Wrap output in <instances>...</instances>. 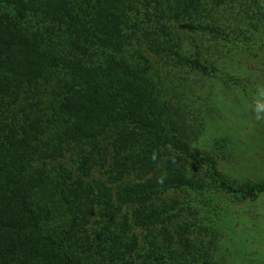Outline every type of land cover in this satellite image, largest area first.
Returning <instances> with one entry per match:
<instances>
[{"label":"trees","instance_id":"1","mask_svg":"<svg viewBox=\"0 0 264 264\" xmlns=\"http://www.w3.org/2000/svg\"><path fill=\"white\" fill-rule=\"evenodd\" d=\"M56 2L0 0V38L4 40L0 69L5 67L2 74L10 79L0 89V121L11 124L6 120L17 117L10 134L0 132V264H83V258L90 255L88 239L81 241L77 236L93 215L88 208L93 190L85 193L88 201H80L78 188L71 189L56 178V169L40 171L35 174L37 186L46 188L34 192L37 197L32 199L27 192L34 189L26 192L19 177L35 173V167L46 165L51 155L70 147L83 150L79 169L86 174L90 167H110L114 184L134 176L131 188L117 191V204L112 194L102 197L103 232L95 245L100 264H224L226 254L221 250L239 249L237 242L257 223L253 207L264 197V179L231 181L220 170L218 156L196 151L183 139L186 125L190 129L196 122L194 101L186 100L184 121L173 112L170 101L175 97L167 99V109L160 105L157 98L166 97L169 87L161 70L148 65L131 68L112 57L99 66L89 63L87 54L91 38L94 46L104 50H125L128 39L134 38L135 32L141 34L137 23L142 26L143 20L155 19L151 12L164 5L166 16L155 19L161 29L175 30V25L183 28L190 23L196 32L220 39L235 52L251 50L258 37L263 39L264 0H93L94 4L58 0V7ZM135 2L143 9V18L132 24L135 32L125 27L123 34L120 15L139 12ZM78 6L83 8L80 12ZM63 17L68 18L66 26L76 39L68 46L53 41L59 36L57 28L40 30L46 21L59 23ZM176 58L179 65L184 62L206 78H220L228 89H234L233 79L222 80L226 71L209 69L191 58ZM7 61L18 69L9 68ZM146 75L152 80L145 84ZM170 88L171 95L185 94L180 87ZM188 92L194 95L192 88ZM219 101L215 96L214 102ZM21 102L30 107L21 115H12ZM99 139L108 144L110 155L104 151L97 154ZM224 150L217 148L219 154ZM42 179L45 185L39 182ZM199 182L204 187L195 214L190 203H175L168 211L154 207L169 191L187 188L188 192ZM68 190H73L72 197ZM218 195L237 197L244 225L228 218L224 207L218 220L230 233L220 238L200 236L201 226L211 223L209 219L215 221L209 205L214 197L221 202ZM136 202L143 204L135 208ZM123 207L133 208L127 215L132 228L127 221L116 226L113 218ZM180 216L183 221H174ZM233 231L241 233L234 235ZM215 242L219 253L213 259L210 250ZM240 253L248 254L245 249Z\"/></svg>","mask_w":264,"mask_h":264},{"label":"rangeland","instance_id":"2","mask_svg":"<svg viewBox=\"0 0 264 264\" xmlns=\"http://www.w3.org/2000/svg\"><path fill=\"white\" fill-rule=\"evenodd\" d=\"M87 1L94 4L93 0ZM128 6L125 3V7ZM56 7H58V0ZM135 7L139 12L128 11L120 15L124 27L123 34L125 27L129 32H135L136 29L132 24L143 18L140 15L143 9L139 7V3L135 2ZM61 8L65 11L64 7ZM61 8L58 9L56 18L59 17ZM81 9L83 8L78 6L79 12ZM165 10L166 7L164 5L163 8L153 9L151 13H153V17L157 21L159 17L166 16ZM262 10L264 13V4H262ZM155 19L149 18V20H143L142 26H138L139 23H137V30L141 34L135 32V37L128 39L127 47L120 52L115 48L104 50L102 46H94L91 38L87 61L93 64L97 63L96 65L101 66L105 64L108 57H112L115 61L123 62L131 68L138 67L139 69V67L148 65L154 71L155 69L161 70L164 73L165 83L169 87L164 92L167 94L166 97L163 94L161 96L162 98H157L160 105L167 109V104L169 103L167 99L175 97L170 101L174 109L173 112L178 113L182 121H184L186 100L194 101L192 105H194L196 122L192 125L193 128L190 129L186 125L183 139L196 151L204 153L205 155L216 156V158L218 156L220 170L231 181L240 183L245 180L255 182L264 179V112L257 113L256 111L257 105H264V33L262 35L263 39L259 40L258 37L256 39L257 46H252L251 50L245 48V51L240 50L235 52L234 47L230 49L224 47L226 46L225 42L220 39L210 34L202 35L196 32L190 23L183 28L175 25L174 27H178L177 29L166 31L165 29H161V24H158ZM67 20V17L65 19L63 17L59 18V23L46 21L40 30H45L46 27H50L54 31L57 28L59 30V36L53 41L59 45L66 42L68 46L76 39L73 32L66 26L65 22ZM134 25L136 24L134 23ZM154 26H157L159 29ZM126 36H128V33ZM3 45L4 40L0 38V51H4ZM155 46L158 48H154ZM246 50L248 51V55ZM94 54L99 57L94 58ZM176 55L191 58L190 60L193 63L200 61L206 67L208 66L209 69L216 67L224 72L226 71L222 80L227 77L233 79V85L235 86H232V88L234 89H228L225 84L221 83L220 78H206L202 73L185 66L184 62H181L179 65L176 62L178 60ZM7 64L11 69H18L17 66L15 67L9 61H7ZM4 69L5 67L0 69V89H3L4 85H7L8 81H10V79H6L2 74ZM147 75L143 78L145 84L146 81L152 80ZM172 86L180 87L179 89L185 91V94L171 95L173 92L170 90V87ZM189 88L194 90V95H188ZM167 91L169 92L167 93ZM27 92L25 91L22 97ZM215 96H219V102H214ZM0 98H3L2 90L0 91ZM29 107V105H24L22 102L18 103L17 110L12 115H21V111L27 110ZM208 115L210 117L209 119ZM258 115L261 117L260 119H257ZM11 118L6 120L12 122L11 124H4L0 121V132L2 134H10L11 129H15L17 126V121L14 122V119L17 117ZM32 120L35 121V118H32ZM64 128L67 129V126H64ZM95 146H98L96 149L97 154H102V151L109 154L107 152L109 148L108 144L101 139L95 143ZM218 147L225 148V150L219 154L217 151ZM83 154V150L79 147L67 148L57 154H53V156L51 155L45 162L46 165L42 166L40 164L35 167V173L19 177L21 178V183L23 182V189L26 192L28 188L34 189V191L28 190L27 192L32 199L37 197L34 192H39L46 188L44 186H37L38 179L35 174L40 171L47 172L48 170L56 169L58 175L56 178L65 182L66 186L71 189L78 188L79 191L76 195L80 201H88L85 193L93 190L94 196L90 198V201L93 203L90 202L91 205L88 207L92 208L93 215L80 230L77 239H88V245H90V255L84 257L82 263L100 264L98 258L95 256L97 253L95 245L100 241V235L103 232L102 224L104 218L102 219V217L105 211L102 208V197L112 194L115 202L116 198H118L117 191L124 187L131 188L134 182V176H125V179L114 184L110 181L113 177L110 167H90V173L86 174V172L79 169V161ZM39 182L45 185L46 181L44 182L42 179ZM193 187H190L188 192L187 188L181 191H169L159 198L161 200L157 201L154 207L162 211H168L175 203L180 206L190 203V209L195 214V205H197V201L202 194L204 185L199 182ZM71 192L73 190H68L67 193L72 197ZM217 198L221 202L216 201L217 199L214 197L213 202L209 205L215 221L209 219L211 223L202 225L201 228L205 230L199 232L200 236L203 233L208 234L210 237L213 235L214 237L218 236L220 238L230 233L221 222L219 223L220 218L218 220V217L223 216L224 207L229 213L228 218L232 217L239 224L244 225L243 215L238 210L240 205L237 197L228 195V198H225L224 196L218 195ZM114 202L112 203L115 204L116 202ZM76 203L80 206L78 200H76ZM134 204H136V208L139 205L142 206L143 203L136 202ZM44 207H48V205L46 204ZM149 208L151 209L150 206ZM253 208H255V213L257 214V223L253 225L250 234L242 237V240L237 242L239 249L231 246L224 251L221 248V253L226 254L224 264H264V198H261ZM132 209V207H123L121 212L113 218L118 228L124 221H127L126 224L130 225L129 227H134L132 219L130 217L127 219V215ZM181 217H178L174 221H183ZM186 220L184 219V221ZM240 233L241 231L231 232L234 235H240ZM242 243L243 247L241 246ZM218 246L219 243L215 242L210 250L213 259L216 256L215 253H219L215 252ZM243 249L248 254L240 253ZM222 258H220V261H222Z\"/></svg>","mask_w":264,"mask_h":264},{"label":"clouds","instance_id":"3","mask_svg":"<svg viewBox=\"0 0 264 264\" xmlns=\"http://www.w3.org/2000/svg\"><path fill=\"white\" fill-rule=\"evenodd\" d=\"M257 113H261L264 112V105H257V109H256ZM261 117L258 115L257 119H260ZM264 198V197H263ZM261 200V199H260Z\"/></svg>","mask_w":264,"mask_h":264}]
</instances>
